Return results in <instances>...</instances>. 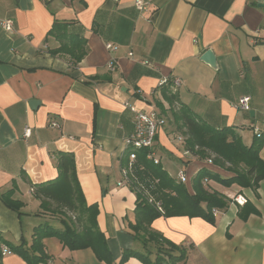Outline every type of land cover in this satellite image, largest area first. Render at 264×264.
<instances>
[{"label":"crops","instance_id":"crops-1","mask_svg":"<svg viewBox=\"0 0 264 264\" xmlns=\"http://www.w3.org/2000/svg\"><path fill=\"white\" fill-rule=\"evenodd\" d=\"M136 1L0 0V19L15 24L11 33L0 28V240L11 250L0 264H30L11 248L29 250L41 225L63 229L55 217L38 215L41 202L33 191L58 177L60 153L75 157L85 201L98 208L113 264L126 250H142L131 234L137 194L120 185L134 110L165 118L154 157L176 181L185 172L191 192L202 168L223 178L233 174L187 151L172 123V107H185L216 130L233 128L247 146L264 133V0H146V11ZM56 21L72 23L69 32L86 41L80 63L50 53L60 46L50 35ZM208 50L216 68L202 60ZM167 91L177 97L174 105ZM244 97L250 99L249 111L237 107ZM32 101L40 102L36 109ZM260 157L264 161V147ZM208 184L230 200L214 224L161 217L152 228L187 250L182 264H264V180L257 188ZM6 192L24 204L20 213L4 204ZM238 196L246 199L244 205L236 202ZM245 206L255 210L246 220ZM43 244L48 261L38 264H106L92 249L72 251L56 237ZM124 264L144 263L130 258Z\"/></svg>","mask_w":264,"mask_h":264},{"label":"trees","instance_id":"trees-1","mask_svg":"<svg viewBox=\"0 0 264 264\" xmlns=\"http://www.w3.org/2000/svg\"><path fill=\"white\" fill-rule=\"evenodd\" d=\"M72 23L56 21L50 35L60 44L59 48L51 50L53 56L67 55L73 64L80 63L87 55L86 41L77 34L69 32ZM69 61V62H70ZM170 83V82H169ZM172 85V83L170 84ZM170 105H174L177 97L170 91L166 92ZM172 123L185 137L187 151L200 160H211L221 169L233 174L223 178L218 174L202 168L192 180V192L188 185L172 179L159 164L148 159L150 150L137 152L134 166L128 167V158L123 159V167L129 170L131 188L137 194L135 222L131 225V234L141 240L143 248L126 250L119 264H124L130 258H138L144 264H182L187 259V250L164 238L152 228V223L161 217L202 218L209 223H215L213 210L224 212L230 200L209 188V182L214 181L223 186L238 185L242 188H257L264 180V161L260 151L264 147V133L256 134L252 145L247 146L241 137L231 127L216 130L203 121L195 118L185 107L171 108ZM56 168L58 177L50 182L40 184L33 189L36 199L41 202L38 215L55 217L63 229L45 224L37 227L33 243L29 250L23 247H13V251L23 254L30 264L47 263L44 254L43 240L56 237L72 251L92 249L97 258L106 264H113V258L108 246V239L97 223L98 208L88 205L85 201L77 177L75 157L72 153H60ZM207 184V185H206ZM148 195L160 202L163 212L148 203ZM4 204L18 213L24 207L20 201L12 198L11 192L1 195ZM255 212L254 208L245 206L241 217L246 220ZM0 240V247H1ZM154 255V259L151 257ZM0 258H2L0 250Z\"/></svg>","mask_w":264,"mask_h":264},{"label":"built area","instance_id":"built-area-1","mask_svg":"<svg viewBox=\"0 0 264 264\" xmlns=\"http://www.w3.org/2000/svg\"><path fill=\"white\" fill-rule=\"evenodd\" d=\"M46 2H49L51 0H44ZM118 1V0H116ZM135 7L139 11H146L148 8V3L146 0H137L135 2ZM14 21L7 19V20H1L0 19V28L5 30L6 32H13L14 31ZM108 50L114 49V47L111 44H108L106 46ZM144 64H148L147 62H144ZM109 69L111 71L115 70L116 63L115 61H111L108 65ZM174 87L180 86V81L175 80L173 82ZM127 105V104H126ZM237 107L249 111L250 110V99L249 98H241L239 100V103L237 104ZM166 125L165 118L158 113L157 111H153L151 113H145L143 111L134 110V129L133 132L128 136V138L125 141V149H126V157L128 158V167L131 168L135 164V160H137V152L141 150H150V154L148 155L149 160H153L155 164H159V161L154 157L153 149L155 147V141L158 134V131L163 128ZM51 127L53 128H60L59 123L52 122ZM260 134V133H257ZM31 135V129L29 127L25 128L24 136L28 138ZM180 140H183L180 138ZM208 163L212 164L211 160H208ZM129 170L126 168H123V181L120 183L121 186L129 185L131 186V181L129 178ZM178 182L182 184H188L189 179L188 176L185 174V172H180L178 174ZM147 201L149 204L154 205L160 212H163L162 206L160 202H156L152 197L148 195ZM236 202L240 205H244L246 202V199H244L241 196H238L236 199ZM213 216L216 218L219 215L218 210L212 211ZM2 256H6L11 253V250L8 246H1L0 247Z\"/></svg>","mask_w":264,"mask_h":264},{"label":"water","instance_id":"water-1","mask_svg":"<svg viewBox=\"0 0 264 264\" xmlns=\"http://www.w3.org/2000/svg\"><path fill=\"white\" fill-rule=\"evenodd\" d=\"M202 60L209 64L212 68H216V58H215V55L214 53L211 51V50H208L202 57ZM40 102L38 101H32L30 106L33 108V109H36L35 107L39 105ZM251 116H254V112H251L250 113Z\"/></svg>","mask_w":264,"mask_h":264},{"label":"rangeland","instance_id":"rangeland-1","mask_svg":"<svg viewBox=\"0 0 264 264\" xmlns=\"http://www.w3.org/2000/svg\"><path fill=\"white\" fill-rule=\"evenodd\" d=\"M258 127L261 128V124H259ZM251 131L253 132V130H251ZM171 175H172V174H171ZM206 185H207V184H206ZM146 198H147V197H146ZM147 200H148V199H147ZM35 204H38V202H37V201H34V203H33L32 205L34 206ZM34 207H36V206H34Z\"/></svg>","mask_w":264,"mask_h":264},{"label":"bare ground","instance_id":"bare-ground-1","mask_svg":"<svg viewBox=\"0 0 264 264\" xmlns=\"http://www.w3.org/2000/svg\"><path fill=\"white\" fill-rule=\"evenodd\" d=\"M127 186H129V185H127Z\"/></svg>","mask_w":264,"mask_h":264}]
</instances>
